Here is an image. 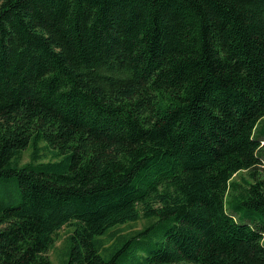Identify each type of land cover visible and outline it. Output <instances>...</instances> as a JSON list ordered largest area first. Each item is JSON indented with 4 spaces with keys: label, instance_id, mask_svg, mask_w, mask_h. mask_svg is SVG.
I'll return each mask as SVG.
<instances>
[{
    "label": "trees",
    "instance_id": "1",
    "mask_svg": "<svg viewBox=\"0 0 264 264\" xmlns=\"http://www.w3.org/2000/svg\"><path fill=\"white\" fill-rule=\"evenodd\" d=\"M263 156L264 0H0V264H264Z\"/></svg>",
    "mask_w": 264,
    "mask_h": 264
},
{
    "label": "rangeland",
    "instance_id": "2",
    "mask_svg": "<svg viewBox=\"0 0 264 264\" xmlns=\"http://www.w3.org/2000/svg\"><path fill=\"white\" fill-rule=\"evenodd\" d=\"M28 154H29V150H25L23 153V161L28 160ZM263 161H264V156H263ZM259 171L261 174L264 175V162L260 165ZM240 174L246 177L245 172H240ZM236 177H239V174L236 175ZM142 224L143 223L140 220L135 223L131 222L130 224L121 225L119 227L120 230L118 232L120 233L129 232V231H132L133 229L140 228ZM67 232H68V228L65 226L62 227L58 231V234L56 235V240H55L53 247L47 251V256L51 260L52 264H58L60 261L61 248L64 243V239H65V236L67 235Z\"/></svg>",
    "mask_w": 264,
    "mask_h": 264
}]
</instances>
